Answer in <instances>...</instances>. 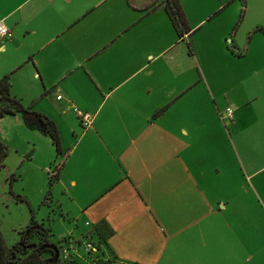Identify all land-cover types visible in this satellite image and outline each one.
Returning a JSON list of instances; mask_svg holds the SVG:
<instances>
[{
	"label": "crops",
	"instance_id": "1",
	"mask_svg": "<svg viewBox=\"0 0 264 264\" xmlns=\"http://www.w3.org/2000/svg\"><path fill=\"white\" fill-rule=\"evenodd\" d=\"M163 1L0 0V22L10 32L0 39V77L8 74L9 96L57 132L59 155L47 144L37 165L44 184L51 165L55 179L48 202L33 206L44 211L41 223L27 203L32 221L44 228L51 217L77 223L92 242L98 240L92 227L102 221L114 264H136L131 251L149 217L184 240L191 264H218L234 255L241 223L238 208L226 210L225 197L241 195L242 176L256 178L252 155L245 165L239 161L241 175L227 148L231 154L233 141L244 149L264 135V65L250 71L249 91L239 78H206L200 65L211 61L213 48L228 59L225 40L241 56L248 49L235 44L229 22L198 39L203 60L192 53L191 29L211 23L230 1L203 7L192 24L193 3L176 0L189 30L182 40L160 8ZM233 90L230 102L218 105ZM222 107L233 111L228 126L215 120ZM71 108L90 116L87 128L79 130ZM12 117L19 131L46 138ZM61 125L72 139H62ZM246 129L249 137L242 136ZM29 153L33 160L34 146ZM29 219L27 212L18 231Z\"/></svg>",
	"mask_w": 264,
	"mask_h": 264
},
{
	"label": "rangeland",
	"instance_id": "2",
	"mask_svg": "<svg viewBox=\"0 0 264 264\" xmlns=\"http://www.w3.org/2000/svg\"><path fill=\"white\" fill-rule=\"evenodd\" d=\"M191 3H193L190 6L192 8L190 9L191 23L193 24L196 22L198 11H201L205 6H214L217 2L216 0H191ZM224 4L226 5L224 6ZM218 9H220V6ZM229 22L232 25L229 33L236 29L235 44L240 47L248 46L246 54L241 56V51L235 50L225 40V45L228 48L227 55H230L232 59L225 57L219 49L213 48L210 53L211 61L204 65L202 64V66L200 65L201 71L206 78H214L217 81L228 80L230 77L239 78L245 83V89L249 91L250 87L247 83L250 80V71L257 66L264 65V54L261 52V50L264 51V38L260 32V30L264 31V0H232L229 3L228 1L224 2L221 11L211 23H205L204 26L197 29L201 25L200 23L191 29L190 41H192L194 46V51L192 47V53L194 52L195 54V50H197L200 59L203 60L198 39L203 35H208V33L222 28ZM226 39L229 40V37L227 36ZM259 50L261 53L258 52ZM234 94V90L231 93L229 92V95H226L224 99H220V102L218 100V105L230 102V98ZM221 112L219 111V113ZM82 113L76 108H71V114L75 117L76 114ZM241 116L248 117V114H241L238 118ZM249 116L253 118L254 114L249 112ZM18 118L23 126L20 115ZM73 120L75 122L74 117ZM215 120L222 126L216 116ZM229 121L223 120V123L228 126L232 124ZM209 122L210 124L214 122L213 117L209 119ZM15 124L14 117L10 115L0 116V143L4 146L6 152L0 164V236L5 246H10L17 241V231L26 221L28 204H31L32 207L37 205L43 197V195L38 196L39 189H46L43 176L38 172L37 165L41 160L45 159V150L47 149V144L49 145L48 140L44 137H38L40 139L36 141V137H33L36 136L35 133L19 131L17 129L19 125ZM62 127V139L66 141L69 138L70 140L71 137L66 134L65 127ZM251 133L249 129H246L242 136L249 137ZM228 136L229 132L227 129V143L230 142L227 139ZM233 143V146L230 145L231 154L227 148V158L232 161L234 171L237 173L235 170L236 165L241 175L243 174L238 166L239 161H242L243 165H245V157L249 154L252 155L250 164L252 170H256V178L249 182L242 176L240 178L241 195L239 196L237 191H235L234 197H225L228 200L226 210L228 211L233 206L238 208L241 223L239 225V238L234 245V255L230 259L220 258L217 263L264 264V135L258 142L248 144L244 149L238 148L234 141ZM32 144H34L35 149L33 160L29 156V151L33 147ZM226 169L228 171V165ZM32 211L37 221L43 217L44 211L42 208L33 207ZM144 221L146 223L142 226L138 239H135L137 247L131 251V262H134L135 259L136 264H191L190 258L185 252L184 240L174 239V235L169 234L168 229L163 224H158L157 226L155 220H150L149 217L144 218ZM41 222L42 220H39V223ZM42 224L49 230L52 244L63 245L59 241L62 238H66V243L68 244L65 245L73 246L77 250V258L80 257L82 260L83 250L81 244L84 240L81 237L83 236L84 228L81 225L70 223V221H60L56 217H51L50 222L46 223V225L44 222ZM153 228H155V232L152 234L153 242L150 243L149 231ZM76 242L79 245H75ZM79 263L81 264V262ZM197 264H204V262H197Z\"/></svg>",
	"mask_w": 264,
	"mask_h": 264
},
{
	"label": "trees",
	"instance_id": "3",
	"mask_svg": "<svg viewBox=\"0 0 264 264\" xmlns=\"http://www.w3.org/2000/svg\"><path fill=\"white\" fill-rule=\"evenodd\" d=\"M157 7L158 5L149 8V10H153ZM160 8L166 15L177 39L182 40L183 35H188L189 30L185 24L184 18L176 0H164ZM260 31L264 38V31ZM186 48L187 54L190 55L191 51L187 44ZM7 89L8 74L0 77V116L20 115L23 126L27 129H35L38 133L45 136L53 149L54 155H59V143L54 125L40 115H38L39 119L37 121H32L25 118L24 113L28 112L27 108L22 107L18 100L9 96ZM5 155V148L0 143V164ZM51 166L52 167L49 169L53 171L55 166ZM55 173L56 169L52 175H47L46 177V189L44 191L43 197L41 198V204H46V202H48L49 187L52 181L55 179ZM28 213L30 216L29 222L24 228L17 232V241L15 243L10 246H5L0 236V264H80L79 262H81V264L114 263L112 255L104 248L105 246L102 242L110 234V230L102 221L96 223L91 230L96 235L98 240L92 242L88 239V236L81 237L83 240L89 242L92 245V252L83 253L82 260L80 258L69 256L68 259L63 261L56 257L55 261L51 262V250L43 247L44 245L52 244L48 240L50 235L48 234L47 229L42 227L41 224H36L31 220V210L29 208ZM75 245H79V243L76 242ZM54 246L56 249L59 248L57 244Z\"/></svg>",
	"mask_w": 264,
	"mask_h": 264
},
{
	"label": "built area",
	"instance_id": "4",
	"mask_svg": "<svg viewBox=\"0 0 264 264\" xmlns=\"http://www.w3.org/2000/svg\"><path fill=\"white\" fill-rule=\"evenodd\" d=\"M9 38H10L9 30L6 29L0 22V39H5L6 40V39H9ZM54 98H55V100H59L60 96L57 95ZM232 112L233 111H232L231 108L226 107V108L223 109V111L221 113H218L217 114V118L220 121V123L224 124L223 120L229 121L231 119ZM76 118H77L80 130H84L85 128H87L89 126V124H90V116L88 114H86V113L76 114ZM56 168L57 167H54V170ZM54 170L53 171L52 170L49 171V175H52ZM66 240H67L66 238H62L59 242H62L63 245H59L58 244L59 248L57 249V257L61 261L68 259L69 256L76 257V258L78 257L77 250L74 249L73 246L65 245V244H68V243H66ZM81 248L83 250V253H88V252H92L93 251L92 245L89 242H86L85 240L81 244Z\"/></svg>",
	"mask_w": 264,
	"mask_h": 264
},
{
	"label": "water",
	"instance_id": "5",
	"mask_svg": "<svg viewBox=\"0 0 264 264\" xmlns=\"http://www.w3.org/2000/svg\"><path fill=\"white\" fill-rule=\"evenodd\" d=\"M24 117L29 119V120H32V121H37L39 119L38 115L37 114H34L32 112H27V113H24ZM43 247H46L48 249L51 250L52 252V257H51V262H54L56 257H57V249L56 247L53 245V244H50V245H44Z\"/></svg>",
	"mask_w": 264,
	"mask_h": 264
}]
</instances>
